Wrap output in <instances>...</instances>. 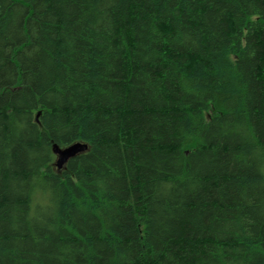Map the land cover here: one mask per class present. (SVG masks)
<instances>
[{
	"label": "trees",
	"instance_id": "obj_1",
	"mask_svg": "<svg viewBox=\"0 0 264 264\" xmlns=\"http://www.w3.org/2000/svg\"><path fill=\"white\" fill-rule=\"evenodd\" d=\"M0 264H264V0H0Z\"/></svg>",
	"mask_w": 264,
	"mask_h": 264
},
{
	"label": "water",
	"instance_id": "obj_2",
	"mask_svg": "<svg viewBox=\"0 0 264 264\" xmlns=\"http://www.w3.org/2000/svg\"><path fill=\"white\" fill-rule=\"evenodd\" d=\"M88 147V144L82 141H76L65 147L54 144L53 151L56 155L55 164L59 169L63 168L70 158L76 156L78 153L86 151Z\"/></svg>",
	"mask_w": 264,
	"mask_h": 264
},
{
	"label": "bare ground",
	"instance_id": "obj_3",
	"mask_svg": "<svg viewBox=\"0 0 264 264\" xmlns=\"http://www.w3.org/2000/svg\"><path fill=\"white\" fill-rule=\"evenodd\" d=\"M39 114H40V112L37 114L38 117H39ZM37 116H36V117H37ZM38 117H37V119H38Z\"/></svg>",
	"mask_w": 264,
	"mask_h": 264
}]
</instances>
